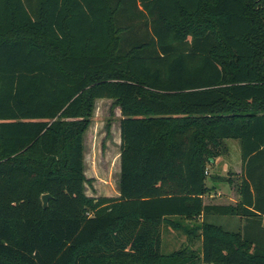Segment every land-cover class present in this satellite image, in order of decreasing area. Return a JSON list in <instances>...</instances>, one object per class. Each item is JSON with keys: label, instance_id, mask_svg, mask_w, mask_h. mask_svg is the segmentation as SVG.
Instances as JSON below:
<instances>
[{"label": "trees", "instance_id": "16d2710c", "mask_svg": "<svg viewBox=\"0 0 264 264\" xmlns=\"http://www.w3.org/2000/svg\"><path fill=\"white\" fill-rule=\"evenodd\" d=\"M98 99L118 196L85 193ZM229 139L237 200L205 203ZM0 264H264V0H0Z\"/></svg>", "mask_w": 264, "mask_h": 264}, {"label": "rangeland", "instance_id": "374dc122", "mask_svg": "<svg viewBox=\"0 0 264 264\" xmlns=\"http://www.w3.org/2000/svg\"><path fill=\"white\" fill-rule=\"evenodd\" d=\"M111 99H98L95 102L94 115L89 128L84 135V164L85 175L90 179L86 184L85 193L89 196H118L119 163V119L120 109L113 105ZM228 151L217 158V163L209 166L208 184L211 186L212 175L230 178L216 181V187L210 195L205 197L207 203H234L237 198L235 183L241 170V159L238 141H226ZM215 187V188H216ZM223 187V188H222ZM211 221L223 225L225 228L235 229L241 224L235 217L213 216ZM167 249L178 247L184 242L182 236H175L170 232L165 235Z\"/></svg>", "mask_w": 264, "mask_h": 264}, {"label": "crops", "instance_id": "0c3cea01", "mask_svg": "<svg viewBox=\"0 0 264 264\" xmlns=\"http://www.w3.org/2000/svg\"><path fill=\"white\" fill-rule=\"evenodd\" d=\"M219 158V157H218ZM214 163H217V158L213 161V163L212 164H214ZM223 188V187H222ZM215 190L218 192V193H220V191H218V188L216 187L215 188ZM206 197V196H205ZM205 197H204V202L205 203H207L206 201H205ZM238 197V196H237ZM237 200V198L236 199H233V201L232 202H235ZM219 204H230V203H219Z\"/></svg>", "mask_w": 264, "mask_h": 264}, {"label": "water", "instance_id": "95a60500", "mask_svg": "<svg viewBox=\"0 0 264 264\" xmlns=\"http://www.w3.org/2000/svg\"><path fill=\"white\" fill-rule=\"evenodd\" d=\"M48 197H49V194L42 195L43 206H46Z\"/></svg>", "mask_w": 264, "mask_h": 264}]
</instances>
